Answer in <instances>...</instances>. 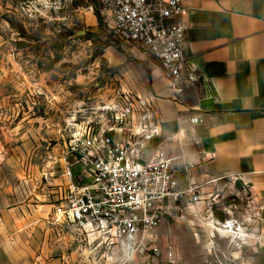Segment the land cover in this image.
<instances>
[{
    "label": "built area",
    "instance_id": "2783aa9c",
    "mask_svg": "<svg viewBox=\"0 0 264 264\" xmlns=\"http://www.w3.org/2000/svg\"><path fill=\"white\" fill-rule=\"evenodd\" d=\"M90 1L100 5L120 46L137 47L157 63L166 78L170 100L180 103L184 90L201 78L185 54L189 9L182 0ZM100 111V120L81 127L65 147L60 164V177L65 183L52 201L48 224L70 233L92 251L102 248L105 253L121 257L122 264H174L172 242L165 245L164 255L159 248L157 231L165 219L174 221L178 215L182 220L183 211L199 206L212 216L213 206L228 197L219 193V185L214 186L221 179H198V165L180 140L181 127L193 135L203 120L174 111L177 131L165 133L153 101L143 92L131 90L117 93ZM76 167L80 170L74 175L72 169ZM43 178L47 180V175ZM228 180L233 190L230 195L254 199L248 184L239 176ZM238 180L240 190L235 187ZM227 207L234 210L235 204L222 209L230 216L232 212ZM263 210L259 205L254 214L259 227ZM252 217L246 210L240 219L229 217L212 222L222 228L231 223L235 232L240 227L248 232L255 222ZM170 232L169 228L168 240ZM214 256L215 264H224Z\"/></svg>",
    "mask_w": 264,
    "mask_h": 264
},
{
    "label": "rangeland",
    "instance_id": "374dc122",
    "mask_svg": "<svg viewBox=\"0 0 264 264\" xmlns=\"http://www.w3.org/2000/svg\"><path fill=\"white\" fill-rule=\"evenodd\" d=\"M80 31L84 35L77 36ZM157 67L137 47L120 46L98 3L0 0V165L8 172L15 171V185L22 181L26 192L29 188L39 193V188L46 186L45 191L53 189L58 194L65 183L60 177L63 152L73 135L89 121L98 122L100 107L122 90L141 91L153 101L157 92L152 72ZM156 84L162 85L163 81L158 79ZM163 89L167 91L166 86ZM79 170L76 167L72 172L76 175ZM219 187V193L228 197L213 206L212 216L199 206L183 211L182 220L177 215L174 221L165 219L159 227L161 253L164 255L165 245L171 241L174 264H186L183 256L190 245L198 250L195 255L204 264H215L214 254L230 263L238 244L215 227L210 229L212 233L207 227V234L201 227L205 219L211 220L203 223L229 217L240 219L249 210L255 222L247 230L258 234L254 216L258 203L241 194L230 195L233 190L227 180ZM229 203L236 207H227L232 212L230 216L222 211ZM63 234L62 248L55 250L53 243L46 242L38 264H122L119 256L105 253L102 248L92 251L70 233ZM207 251L211 254L205 261Z\"/></svg>",
    "mask_w": 264,
    "mask_h": 264
},
{
    "label": "crops",
    "instance_id": "0c3cea01",
    "mask_svg": "<svg viewBox=\"0 0 264 264\" xmlns=\"http://www.w3.org/2000/svg\"><path fill=\"white\" fill-rule=\"evenodd\" d=\"M182 4L189 9L185 54L201 78L184 90L180 103H174L163 89L167 82L160 68L152 72L157 92L153 103L164 132L177 131L174 111L199 116L203 123L195 134L180 128L181 143L198 165V179H221L216 186L239 176L264 208V0H182ZM158 79L164 85L156 84ZM4 167L0 165V264H38L46 242L55 250L63 245V232L48 224L58 191H45V186L39 193L29 188L26 192L22 181L15 185V171ZM235 187L241 189L240 180ZM261 225L256 242L246 236L243 242L250 241L249 245L241 246L235 239L241 248L235 247L232 260L224 264H264V210ZM193 248L188 246L183 256L186 264H204ZM208 259L206 253L204 260Z\"/></svg>",
    "mask_w": 264,
    "mask_h": 264
},
{
    "label": "bare ground",
    "instance_id": "6f19581e",
    "mask_svg": "<svg viewBox=\"0 0 264 264\" xmlns=\"http://www.w3.org/2000/svg\"><path fill=\"white\" fill-rule=\"evenodd\" d=\"M206 220H211L210 218L209 219H205V220H203L202 222H201V227H203L204 229L206 228V229H208L209 228V230L211 229V228H214L215 227V230L218 228V230L219 231H221V232H223V233H225V234H228L229 235V237H232V238H234V239H238L239 240V242H241V246L242 245H249V242H246V243H244L243 241H244V238L246 237V236H248V237H253L252 239H249V240H252V241H256V239H257V235L255 234V233H249V232H247V231H245L244 229H242V227H240L239 228V231L238 232H235V229L231 226L232 224L230 223L229 224V227H227V228H222V227H218V226H216L212 221H209V222H206V223H203V222H205ZM208 227V228H207ZM211 231V230H210ZM211 233H212V231H211ZM246 233V234H245ZM218 234V233H217ZM241 246L240 247H238V248H241ZM87 253H89L88 251H87ZM121 258V257H120Z\"/></svg>",
    "mask_w": 264,
    "mask_h": 264
},
{
    "label": "water",
    "instance_id": "95a60500",
    "mask_svg": "<svg viewBox=\"0 0 264 264\" xmlns=\"http://www.w3.org/2000/svg\"><path fill=\"white\" fill-rule=\"evenodd\" d=\"M84 33H85L84 31H80V32H77L76 35L77 36H82V35H84Z\"/></svg>",
    "mask_w": 264,
    "mask_h": 264
}]
</instances>
